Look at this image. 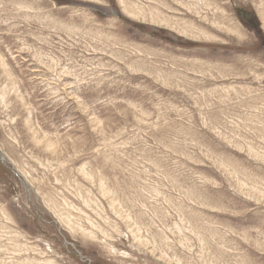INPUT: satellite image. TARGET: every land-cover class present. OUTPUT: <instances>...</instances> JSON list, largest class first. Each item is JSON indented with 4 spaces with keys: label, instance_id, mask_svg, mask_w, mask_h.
I'll list each match as a JSON object with an SVG mask.
<instances>
[{
    "label": "rangeland",
    "instance_id": "1",
    "mask_svg": "<svg viewBox=\"0 0 264 264\" xmlns=\"http://www.w3.org/2000/svg\"><path fill=\"white\" fill-rule=\"evenodd\" d=\"M0 264H264V0H0Z\"/></svg>",
    "mask_w": 264,
    "mask_h": 264
},
{
    "label": "flooded vegetation",
    "instance_id": "2",
    "mask_svg": "<svg viewBox=\"0 0 264 264\" xmlns=\"http://www.w3.org/2000/svg\"><path fill=\"white\" fill-rule=\"evenodd\" d=\"M255 29V28H254Z\"/></svg>",
    "mask_w": 264,
    "mask_h": 264
}]
</instances>
